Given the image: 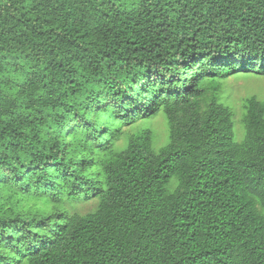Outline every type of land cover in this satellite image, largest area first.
I'll return each mask as SVG.
<instances>
[{
  "label": "trees",
  "instance_id": "obj_1",
  "mask_svg": "<svg viewBox=\"0 0 264 264\" xmlns=\"http://www.w3.org/2000/svg\"><path fill=\"white\" fill-rule=\"evenodd\" d=\"M232 76L264 77V0H0V264H264Z\"/></svg>",
  "mask_w": 264,
  "mask_h": 264
},
{
  "label": "rangeland",
  "instance_id": "obj_2",
  "mask_svg": "<svg viewBox=\"0 0 264 264\" xmlns=\"http://www.w3.org/2000/svg\"><path fill=\"white\" fill-rule=\"evenodd\" d=\"M224 90L228 96L226 102L234 110L235 140L240 142L245 136V129L242 124L244 98L254 94L261 97L264 96V77L232 76L226 81ZM148 122L151 123L152 128L155 130L157 138L161 136L164 139L167 134L166 120L160 116ZM156 147L158 148V145ZM87 208V205L83 207L84 210Z\"/></svg>",
  "mask_w": 264,
  "mask_h": 264
}]
</instances>
